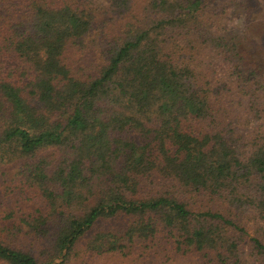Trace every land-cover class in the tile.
<instances>
[{"label":"trees","instance_id":"obj_1","mask_svg":"<svg viewBox=\"0 0 264 264\" xmlns=\"http://www.w3.org/2000/svg\"><path fill=\"white\" fill-rule=\"evenodd\" d=\"M17 1L12 16L6 6L17 5H1L10 19L0 25V175L44 206L22 215L18 232L45 241L56 229L44 262L1 242L0 260L63 264L98 219L124 214L123 235L97 247L161 234L204 264H264V142L235 143L191 65L178 61L181 38L195 32L256 82L218 33V0ZM70 48L92 52L84 74ZM129 130L139 139L121 135ZM154 180L160 189L142 197Z\"/></svg>","mask_w":264,"mask_h":264},{"label":"rangeland","instance_id":"obj_2","mask_svg":"<svg viewBox=\"0 0 264 264\" xmlns=\"http://www.w3.org/2000/svg\"><path fill=\"white\" fill-rule=\"evenodd\" d=\"M0 2V25L8 22L10 15L16 14L22 5L17 0H12L17 5L15 11L10 6H6L8 13H4L1 5L9 4ZM105 2L106 0H95ZM227 1V0H225ZM224 0H218L222 23L217 24L218 33L224 41L230 39L233 50L237 53L235 61L242 67L243 74L247 71L255 73L256 82L253 84L233 72L232 66L220 55L212 52V49L194 37L195 32H191L182 39V64L191 65L196 84L203 91L209 93V101L217 104L219 114L224 121V129L230 131L235 143L244 145L249 149L252 146H259L264 142V0H229L226 6H220ZM221 9L224 10L222 12ZM219 19H216V21ZM119 26L114 25L108 28L110 33L95 37L96 40L109 38L112 31ZM1 30V27H0ZM186 36V35H185ZM204 37V36H203ZM194 39V40H192ZM202 37L200 38V40ZM206 39V37H205ZM178 40V39H177ZM108 41V40H106ZM71 65H77L79 73L86 72V62L88 55L92 52H85L82 55L75 49L68 50ZM8 56L10 53H4ZM178 56V55H177ZM1 58V57H0ZM190 125L195 128L206 129L207 124L198 120H191ZM229 133V132H228ZM122 136L139 139L138 133L126 131ZM9 181L0 175V242L14 248L30 253L38 262H44L52 255L51 242L52 233L56 229L51 228L50 235L45 237V241L39 240L22 231H17L22 215H26L34 208L44 211L42 203L27 191L11 192L5 188ZM161 182L154 180L150 187L141 192L142 197L147 194L154 195L153 191L160 189ZM171 190V187L169 188ZM182 197L183 194L179 193ZM58 217L65 218L66 211ZM131 217L124 214H116L111 217L98 219L91 229L73 246L71 253L63 264H204L205 258L201 253L180 254L174 250L171 241L164 239L158 234L149 242L142 240H126L120 242L117 248L104 250L97 247L96 243L107 245L119 239L127 228ZM59 223V219H56ZM118 237V238H117ZM97 238V240H96ZM120 240H118L119 242ZM95 242V248L90 245ZM50 248V249H49ZM0 264H7L0 260ZM252 264H261L252 262Z\"/></svg>","mask_w":264,"mask_h":264}]
</instances>
